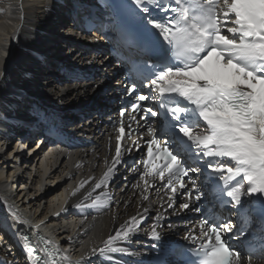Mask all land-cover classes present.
<instances>
[{"label": "snow or ice", "instance_id": "1", "mask_svg": "<svg viewBox=\"0 0 264 264\" xmlns=\"http://www.w3.org/2000/svg\"><path fill=\"white\" fill-rule=\"evenodd\" d=\"M132 2L144 13L153 6L164 13L162 18L148 20L162 37L160 55L145 85L149 94H144L142 87L135 83L127 89L131 95H135L138 88L141 90L131 103L134 112L142 110L153 117L164 113L159 133L152 126L148 127L152 138L147 141V159L142 161L141 174L145 191L150 186L146 177L153 181L159 179L162 187L171 191L169 208L178 195H184L187 200L180 203L179 208L199 212L201 208L193 209L204 196L194 178L199 175L204 178L202 184H212L211 193L221 206L230 203L241 206L243 197L255 194L264 197V0ZM149 100L158 103V110L144 107ZM124 115L122 109L120 116ZM117 132L115 156L107 171L95 182L93 191L106 189L116 166L122 162L123 121ZM158 135L169 138L162 145ZM136 146L139 148L138 144ZM24 147L18 144L16 150ZM3 151L0 148V152ZM186 179L191 184L190 189ZM86 183L88 181H82L72 195ZM107 197L105 191L103 197L91 199L90 192L85 197V200L91 199L87 207H107L110 203ZM148 198L143 196L145 200ZM75 207L85 205L81 202ZM9 211L12 212L11 207ZM12 215L18 218L17 213L12 212ZM143 219L131 217L130 222L121 224L114 235L102 242V247H94L91 252L101 256L125 252L124 248L115 246L116 242L128 241L139 230ZM159 219L158 215L149 233L157 241L161 236L157 231ZM233 227L229 217L205 212L199 223L201 235L190 237L194 242L191 250L194 259L189 264H244L243 251L233 243L237 234L229 235ZM23 246L36 264H62L56 258L59 245L50 240L37 249L25 236Z\"/></svg>", "mask_w": 264, "mask_h": 264}, {"label": "bare ground", "instance_id": "2", "mask_svg": "<svg viewBox=\"0 0 264 264\" xmlns=\"http://www.w3.org/2000/svg\"><path fill=\"white\" fill-rule=\"evenodd\" d=\"M70 6L60 5L57 0H0V148L4 149L0 152V264H22L20 258L14 262L7 256L3 244L7 242L12 248L13 236L23 232H41L55 238L70 251L66 264H116L118 253L123 252L101 256L91 249L102 247V242L131 217L139 218L157 208L149 205V199L139 197L134 171L119 166L106 189L93 191L95 182L111 164V149L103 145L106 136L100 134L109 129L95 114L79 119L83 121L79 125L73 124L74 118L68 120L74 134L92 137L95 146L76 151L71 157L51 156L45 172L40 162L43 144L36 148L31 141L36 132L31 131L22 142L18 140L25 128H34L41 113L53 110L54 114L71 118L70 112L84 103L89 93L98 90L96 84L101 76L112 71L103 57L92 53V46L81 48L82 41L71 39L70 34L65 36L70 25L66 9ZM62 66L92 70L96 77L72 83L65 78ZM35 98L40 99L42 106L30 105L36 102ZM93 102L99 103L95 97ZM18 144L25 147L16 150ZM82 181L88 183L72 195ZM47 184L54 187L47 189ZM105 191L109 206L87 207L91 199L103 197ZM90 192L92 198L85 200ZM81 202L85 207H75ZM9 207L18 218L13 217ZM154 224L151 220L140 224L128 241L116 242L115 246L142 251L143 242L137 237L149 235ZM163 227L164 224L159 225L157 231ZM14 251L15 255L20 254V249Z\"/></svg>", "mask_w": 264, "mask_h": 264}, {"label": "rangeland", "instance_id": "3", "mask_svg": "<svg viewBox=\"0 0 264 264\" xmlns=\"http://www.w3.org/2000/svg\"><path fill=\"white\" fill-rule=\"evenodd\" d=\"M64 6V5H63ZM69 31H68V27L65 29V31H64V34H65V36H67L69 33H68ZM82 51H85V49L83 48L82 49ZM99 62H100V59H97V63L96 64H99ZM93 92H91V93H89V95H88V97H87V100L86 101H84V103H82L81 105H79V107L78 106H76V108H81L82 106H83V104H85L88 100H89V97H90V95L92 94ZM99 94V93H98ZM34 98V97H33ZM95 98H97V96H95ZM36 99V102H31L30 103V105L32 106V105H35V106H37V107H39L40 105H41V103H40V99H38V98H35ZM96 104V103H95ZM42 106V105H41ZM52 108V107H51ZM50 108V109H51ZM76 108H74V109H76ZM53 110H50V112H52ZM71 111V110H70ZM70 114H71V118H68V119H72V118H74V120H73V124H80V123H82L83 124V121H80L79 119L80 118H78V117H76V115L74 114V113H72V112H70ZM79 120V121H78ZM32 144H28V147H30ZM28 150H26V149H24V152H27ZM57 183V182H56ZM55 183V184H56ZM50 186H52V185H50V184H47V189H51V187Z\"/></svg>", "mask_w": 264, "mask_h": 264}]
</instances>
